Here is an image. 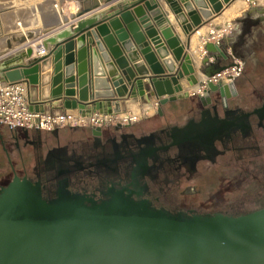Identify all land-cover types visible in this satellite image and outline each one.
I'll list each match as a JSON object with an SVG mask.
<instances>
[{
    "label": "flooded vegetation",
    "instance_id": "1",
    "mask_svg": "<svg viewBox=\"0 0 264 264\" xmlns=\"http://www.w3.org/2000/svg\"><path fill=\"white\" fill-rule=\"evenodd\" d=\"M232 45L245 70L223 98L179 104L173 113L167 106L162 115L98 136L84 128L6 127L0 217L128 212L204 220L264 209V62L257 74L246 72L248 59L264 56V14L244 16ZM236 177L257 184L252 199L237 191Z\"/></svg>",
    "mask_w": 264,
    "mask_h": 264
},
{
    "label": "water",
    "instance_id": "2",
    "mask_svg": "<svg viewBox=\"0 0 264 264\" xmlns=\"http://www.w3.org/2000/svg\"><path fill=\"white\" fill-rule=\"evenodd\" d=\"M156 1L119 0L105 12L84 18L74 34L69 28L45 33L42 47L48 54L7 67L2 77L9 82L27 79L32 85L50 77L52 100H62L65 108L91 99L94 109L114 113L126 109V101L136 96L128 85H135L140 96L147 93V79L153 88L149 96L160 102V115L173 102L223 98L233 84L208 85L204 96L183 90L184 79L190 86L197 84L195 68ZM165 1L182 31L190 33L234 0ZM255 11L264 14L251 7L244 15ZM106 21L109 24L103 25ZM169 50L182 61L176 75L158 60ZM206 50L216 63L204 67L208 58L202 61L204 76L231 65L218 62L222 47L208 44ZM116 96L121 102L114 101ZM89 131L98 136L103 129ZM0 264H264V209L204 220L128 212L81 213L54 220L0 217Z\"/></svg>",
    "mask_w": 264,
    "mask_h": 264
},
{
    "label": "built area",
    "instance_id": "3",
    "mask_svg": "<svg viewBox=\"0 0 264 264\" xmlns=\"http://www.w3.org/2000/svg\"><path fill=\"white\" fill-rule=\"evenodd\" d=\"M245 3L249 9L253 7L257 10L264 11V2L259 3L245 0ZM222 12L219 15H215L201 26L194 28L192 32H183L181 35L178 34L180 44L184 48L185 54L189 56L198 78L196 85L190 86L187 81V86L184 87L181 84L183 90H186L190 96H204L208 85L221 88L231 86L240 79L244 73L245 61L232 54V44H225L227 38L233 35L239 25H241L242 18H218L223 16ZM41 35L32 36L26 43H20L13 49L0 54V126H5L14 130L53 131L62 128H84L90 130L95 128L104 129L110 126L134 125L140 121L150 120L159 115L160 102L158 99H151L149 104L141 112L130 111L127 108L128 101H126V109H121L118 113H114L113 111L104 112L103 110L94 109L91 105V99L87 102H77L75 108L64 107L60 110L53 111L47 107L50 102H53L52 97L49 100H43V98L35 94V91L38 90L36 88L42 85L43 80H41V84L39 85H32L27 79L9 82L7 79L3 78L2 71L5 68H11L19 64H27L33 61L25 60V57L22 58V46L30 43L35 48L34 60L48 54V51L42 47L44 35ZM208 44L222 47V50L219 51L220 58L218 62L220 64L229 63L231 65L210 76H204L201 71L203 66L205 67L216 63L214 54L206 50ZM194 51L197 52L195 57H193ZM16 53H18V55L14 56ZM15 57H18V60L12 61L11 59ZM205 58H208V62L202 66V61ZM158 60L163 66L172 67L170 73L172 75L177 74L182 63V61H177L175 59L170 50L167 56L163 58L158 57ZM46 72H48V70ZM39 74H42V72ZM128 87L130 93L131 91L136 92L135 97L140 96L135 85H128ZM147 87L148 91L141 96L142 98H151L149 94L153 91V88L148 79ZM135 97L133 99H135ZM121 100L122 99L117 96L114 99V101L118 102H121Z\"/></svg>",
    "mask_w": 264,
    "mask_h": 264
},
{
    "label": "bare ground",
    "instance_id": "4",
    "mask_svg": "<svg viewBox=\"0 0 264 264\" xmlns=\"http://www.w3.org/2000/svg\"><path fill=\"white\" fill-rule=\"evenodd\" d=\"M55 1L57 0H40V4L37 7L40 12H37L36 8L23 10L22 19L24 22L10 21V10L8 8L3 9L1 13H3L4 17L2 21L0 20V53L13 49L18 43H26L32 36H36L38 33H40L39 35H44L50 28L58 27L61 24L67 25L62 30L69 27L78 28L80 24L79 19L83 15L96 11L101 3H106L110 7L116 0H58V3H55ZM259 2L263 3L264 0H259ZM156 4H158V1H156ZM240 4L241 0H234L230 3L222 12L223 14H227L224 15L225 19L232 16V12L240 8ZM56 32H53V34ZM22 47V58L25 57V60H31L35 57L30 43ZM11 60L17 61L18 57Z\"/></svg>",
    "mask_w": 264,
    "mask_h": 264
},
{
    "label": "rangeland",
    "instance_id": "5",
    "mask_svg": "<svg viewBox=\"0 0 264 264\" xmlns=\"http://www.w3.org/2000/svg\"><path fill=\"white\" fill-rule=\"evenodd\" d=\"M57 1H55V3H58ZM258 2H259V0H258ZM39 4H40V0H0V16H1L0 20L2 21L3 17H4L3 13H1L2 10L3 9L5 10L8 8L10 10V19H9L10 21L24 22L22 19L23 10L28 9V8H34V9L36 8L37 12H40L37 9ZM240 5H241L240 8H238L237 10L232 12V14H231L232 16H229V18H233L236 15L242 17L240 12L243 9H245L247 5L244 2V0H241ZM228 14H230V13H228ZM225 15H227V14H225ZM239 31H240V28H238L237 32L235 31L234 36H236ZM10 32H12V31H10ZM232 42H233V40H232ZM18 44H20V43H18ZM0 54H2V53H0ZM259 54H255L250 59H248L249 65L247 67L246 72L249 73L250 75H254V72L257 74V72H256L257 70H255V69H257L258 66L260 69V67L262 66L261 64L264 62V56L259 55ZM15 55H18V53L14 54V56ZM235 56L242 58L244 60V58L239 54H236ZM260 71H261V69H260ZM195 101H196L195 98H191V99H186V100L181 101V102H173L169 105V108H170L169 111H170V113H173L176 109L178 110L179 104L182 106L186 105L185 107H187V106H190L189 104L194 103ZM0 132H2L3 134L7 133V128L5 126H0ZM211 175L213 176V174H211ZM205 180H207V178H205ZM234 182L237 185L236 187H239L237 189V191L240 193V195H242V194L246 195L247 194V195H249V198L252 199L254 197V195L258 192L257 184L252 182V181L246 182V181L240 180V179H238V177H236ZM202 187L205 188L204 184H202Z\"/></svg>",
    "mask_w": 264,
    "mask_h": 264
},
{
    "label": "crops",
    "instance_id": "6",
    "mask_svg": "<svg viewBox=\"0 0 264 264\" xmlns=\"http://www.w3.org/2000/svg\"><path fill=\"white\" fill-rule=\"evenodd\" d=\"M158 1V8L162 11V13L164 14V15H166V17L168 18V22L172 25V26H174L175 28H176V31H177V33L179 34V35H181L182 33H183V31H182V28L178 25V23H177V21H176V19H175V16H174V14H173V12H172V10L170 9V6L166 3V1L165 0H157ZM251 1H254V2H258V0H251ZM117 2H119V0H116L113 4H116ZM244 2H245V0H244ZM109 7V5L108 4H106V3H101L100 5H99V7H98V9H96V11H92V12H90V13H87L86 15H83V17H81L80 19H79V22H81L84 18H87V17H89V16H92L93 14H95V13H103V12H105L106 11V9ZM225 9H226V7H225ZM249 8L246 6V8L245 9H243L241 12H240V14L242 15V17L241 18H243L244 16H246V15H244L245 14V12L248 10ZM131 11V10H130ZM224 15L225 14H223V16H220V17H218V18H221V17H224ZM254 15L256 16V15H258V13H254ZM238 17H240V16H238V15H236L235 17H233V18H229V19H236V18H238ZM240 18V19H241ZM78 22V23H79ZM103 24H108V21H106L105 23H103ZM67 25L65 24H61V25H59L58 27L56 26V27H54V28H50L46 33H48L49 35H52L53 34V32H56V31H60V30H62L63 28H65ZM241 26L239 25V27L238 28H240ZM70 28V27H69ZM77 27H72V28H70L73 32H72V34H74V30L76 29ZM96 29V27H94V29H92V30H95ZM52 30V31H51ZM238 30V29H237ZM237 30H236V32H237ZM42 33V32H41ZM40 33H38L37 35H39ZM36 35V36H37ZM234 39V34L233 35H231L229 38H227V40L225 41V44H227V45H229V44H231L232 43V40ZM74 41H75V39H74ZM33 47V46H32ZM33 50L35 51V48L33 47ZM33 54H34V52H32ZM197 55V52L196 51H194L193 52V57H195ZM35 58H33V59H31V60H34ZM169 68L171 69L172 67L171 66H169ZM52 72V70H51V68L48 70V72L47 73H51ZM49 78L50 77H48L47 78V81H42V85L40 86V87H38V88H36V89H38V90H36L35 91V94L36 95H39L41 98H43V100H49V99H51V85H50V82L48 81L49 80ZM184 87L185 86H187V82H186V80H184V81H182V83H181ZM150 100H151V98H142L141 96H138V97H135V99H132V100H129L128 102H127V108L130 110V111H132V112H141L148 104H149V102H150ZM52 101V100H51ZM48 109H51V110H53V111H57V110H60V109H62V108H64V105H63V101L62 100H56V101H53V102H50L49 104H48Z\"/></svg>",
    "mask_w": 264,
    "mask_h": 264
}]
</instances>
